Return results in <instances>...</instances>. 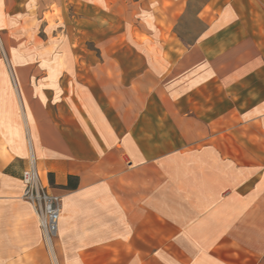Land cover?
I'll use <instances>...</instances> for the list:
<instances>
[{
    "label": "crops",
    "instance_id": "crops-1",
    "mask_svg": "<svg viewBox=\"0 0 264 264\" xmlns=\"http://www.w3.org/2000/svg\"><path fill=\"white\" fill-rule=\"evenodd\" d=\"M77 1L95 56L69 25L36 43L35 89H0V264H52L22 199L33 160L62 199L58 264H264V0ZM200 47L209 117L203 89L168 86ZM79 60L86 86H54Z\"/></svg>",
    "mask_w": 264,
    "mask_h": 264
},
{
    "label": "rangeland",
    "instance_id": "rangeland-1",
    "mask_svg": "<svg viewBox=\"0 0 264 264\" xmlns=\"http://www.w3.org/2000/svg\"><path fill=\"white\" fill-rule=\"evenodd\" d=\"M76 1L42 0L39 3L31 0L26 8L27 12L19 13L17 10L23 9L20 7L22 1L0 0V89H16V84L18 89H35L40 77L35 71L34 56L35 51L41 48L36 43L50 40L52 35H59V39H62L61 37L67 36L66 27L69 25H76L80 30L78 36L81 44L75 49L78 59L81 60L85 52L95 56L90 50H94V42L103 36V32L98 29V24L93 19H80L79 13L82 12V8ZM12 7L16 10H12ZM191 23L193 21L189 20V28ZM46 48L44 46V50ZM204 49L200 47L188 53L185 71L181 72V77H177L178 71H174V76L169 78L168 86L170 89H203L201 93L203 108L198 112L204 117H209L211 106L214 111V56L205 54ZM79 61L73 62L74 71L69 77H61L60 83H57V79H53L56 81L54 86L59 85L62 89L86 86L83 70L85 66ZM45 81L51 87V79ZM212 89L213 94H211ZM220 128L226 130V127ZM219 145L223 149L230 148L228 147L230 142L226 140L220 141ZM51 257V263L58 264L56 257L54 258L53 255Z\"/></svg>",
    "mask_w": 264,
    "mask_h": 264
},
{
    "label": "built area",
    "instance_id": "built-area-1",
    "mask_svg": "<svg viewBox=\"0 0 264 264\" xmlns=\"http://www.w3.org/2000/svg\"><path fill=\"white\" fill-rule=\"evenodd\" d=\"M21 180L25 185L22 199L34 210L41 225L45 246L55 258L54 246L59 233L62 199L50 192L34 160L30 167L23 171Z\"/></svg>",
    "mask_w": 264,
    "mask_h": 264
},
{
    "label": "trees",
    "instance_id": "trees-1",
    "mask_svg": "<svg viewBox=\"0 0 264 264\" xmlns=\"http://www.w3.org/2000/svg\"><path fill=\"white\" fill-rule=\"evenodd\" d=\"M68 187H74L75 188L76 187V183L75 184H71V179H70Z\"/></svg>",
    "mask_w": 264,
    "mask_h": 264
},
{
    "label": "bare ground",
    "instance_id": "bare-ground-1",
    "mask_svg": "<svg viewBox=\"0 0 264 264\" xmlns=\"http://www.w3.org/2000/svg\"><path fill=\"white\" fill-rule=\"evenodd\" d=\"M32 144V143H31ZM33 152V151H32ZM54 256V255H53Z\"/></svg>",
    "mask_w": 264,
    "mask_h": 264
}]
</instances>
